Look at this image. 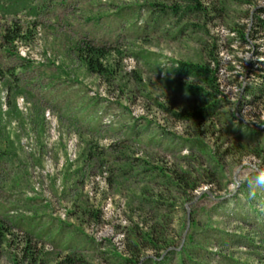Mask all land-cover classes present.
I'll return each instance as SVG.
<instances>
[{"label": "rangeland", "instance_id": "rangeland-1", "mask_svg": "<svg viewBox=\"0 0 264 264\" xmlns=\"http://www.w3.org/2000/svg\"><path fill=\"white\" fill-rule=\"evenodd\" d=\"M11 1L0 264H264V0Z\"/></svg>", "mask_w": 264, "mask_h": 264}, {"label": "trees", "instance_id": "trees-1", "mask_svg": "<svg viewBox=\"0 0 264 264\" xmlns=\"http://www.w3.org/2000/svg\"><path fill=\"white\" fill-rule=\"evenodd\" d=\"M29 1L30 0H12L10 3L11 5L9 12L17 13L21 9H26L29 4ZM2 10L3 12L5 11L4 9ZM260 13L261 15L262 14L264 15V10L260 11ZM253 32H255L257 35L261 37L262 40H264V20L261 19V16L255 20ZM19 33L20 30L16 29V31L12 32L13 35H7V38H9L10 41L12 42L15 40V38H18ZM242 39L245 42L249 41L247 35H243ZM80 51L83 55L84 61L86 62L87 69L91 74L104 76L108 72L107 69L104 67L103 62L111 54L112 52L111 49H108L105 46L98 47L93 45V43L91 42H86L83 44ZM178 74L193 79H199L203 82L206 88H214L215 82L209 76L210 71L208 67L182 64V68L180 69V71H178ZM196 90L199 91L198 88H196ZM190 92L191 93L193 92L192 88H190ZM146 240H149V242H151L152 245L154 246L155 243L153 241V234L148 236ZM67 262L68 264L70 263L73 264L70 259H68Z\"/></svg>", "mask_w": 264, "mask_h": 264}, {"label": "clouds", "instance_id": "clouds-1", "mask_svg": "<svg viewBox=\"0 0 264 264\" xmlns=\"http://www.w3.org/2000/svg\"><path fill=\"white\" fill-rule=\"evenodd\" d=\"M257 183L261 184V183H264V182L260 181L259 178H258Z\"/></svg>", "mask_w": 264, "mask_h": 264}]
</instances>
